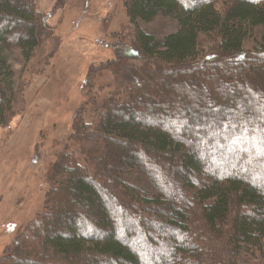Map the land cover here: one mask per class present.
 Segmentation results:
<instances>
[{"label": "trees", "instance_id": "trees-1", "mask_svg": "<svg viewBox=\"0 0 264 264\" xmlns=\"http://www.w3.org/2000/svg\"><path fill=\"white\" fill-rule=\"evenodd\" d=\"M123 8L129 26L113 34V58L86 78L92 88L108 71L111 83L97 87L89 121L74 117L73 149L50 168L43 212L0 264H242L252 253L264 264V157L251 141L230 142L245 126L264 130V87L252 84L264 79V0H123ZM159 17L176 25L161 39L140 27ZM46 31L34 0H0L2 48L28 61ZM254 32L261 42L245 52ZM217 66L228 85L214 86ZM9 74L0 58L2 128L15 96ZM229 85L242 94L227 108L218 98Z\"/></svg>", "mask_w": 264, "mask_h": 264}, {"label": "rangeland", "instance_id": "rangeland-1", "mask_svg": "<svg viewBox=\"0 0 264 264\" xmlns=\"http://www.w3.org/2000/svg\"><path fill=\"white\" fill-rule=\"evenodd\" d=\"M34 3L47 26L42 45L28 61L23 60L19 49L5 50L0 46V58L5 59L10 69L8 79L15 93L9 122L0 127V257L43 212L50 187V168L66 146L72 147L68 137L74 117L81 111L89 121L99 104L91 106L97 87L112 80L111 73L104 71L102 79L94 78L91 88L86 80L88 71L113 58L112 36L129 26L123 0H34ZM140 27L157 39L176 30L173 20L164 17L141 23ZM257 40L261 42L258 33H252L244 41L245 52H251ZM126 41L129 42L128 37ZM222 69L217 66L211 70L217 76L214 86L233 81L226 79L228 75L223 78ZM252 82L261 89L264 87V79L260 77ZM163 87L172 92L166 85ZM241 94L229 85L226 98L218 99L228 108ZM58 206L55 203V211ZM47 226L52 224L49 222ZM44 260L57 264L47 257ZM240 261L258 264L254 253L241 256Z\"/></svg>", "mask_w": 264, "mask_h": 264}, {"label": "snow or ice", "instance_id": "snow-or-ice-1", "mask_svg": "<svg viewBox=\"0 0 264 264\" xmlns=\"http://www.w3.org/2000/svg\"><path fill=\"white\" fill-rule=\"evenodd\" d=\"M233 129L235 130L238 128V125H232ZM256 131H260L262 134L259 137V143L257 144V137H256ZM226 139H229L226 137ZM249 141L252 142V149H255L256 152L259 154L260 157H264V130L262 129H256V130H250L247 126L241 128L239 132L234 131L233 136L230 138V142L232 144H247ZM252 149H249L247 147H244L241 149L244 153H251ZM251 156L249 157V163H251Z\"/></svg>", "mask_w": 264, "mask_h": 264}]
</instances>
